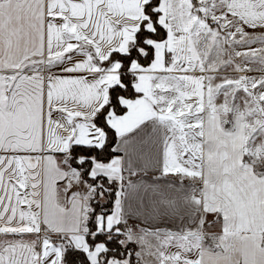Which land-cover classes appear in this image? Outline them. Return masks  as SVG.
Returning <instances> with one entry per match:
<instances>
[{"label":"snow or ice","instance_id":"obj_1","mask_svg":"<svg viewBox=\"0 0 264 264\" xmlns=\"http://www.w3.org/2000/svg\"><path fill=\"white\" fill-rule=\"evenodd\" d=\"M0 264H264V0H0Z\"/></svg>","mask_w":264,"mask_h":264},{"label":"crops","instance_id":"obj_2","mask_svg":"<svg viewBox=\"0 0 264 264\" xmlns=\"http://www.w3.org/2000/svg\"><path fill=\"white\" fill-rule=\"evenodd\" d=\"M213 230H216V229H213Z\"/></svg>","mask_w":264,"mask_h":264}]
</instances>
